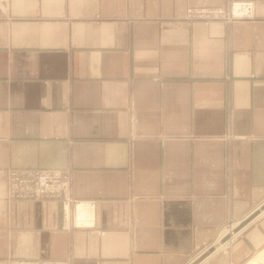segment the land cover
<instances>
[{"label":"crops","instance_id":"1","mask_svg":"<svg viewBox=\"0 0 264 264\" xmlns=\"http://www.w3.org/2000/svg\"><path fill=\"white\" fill-rule=\"evenodd\" d=\"M235 1L0 0V264H190L259 209L264 0ZM27 168L69 197L9 199Z\"/></svg>","mask_w":264,"mask_h":264},{"label":"built area","instance_id":"2","mask_svg":"<svg viewBox=\"0 0 264 264\" xmlns=\"http://www.w3.org/2000/svg\"><path fill=\"white\" fill-rule=\"evenodd\" d=\"M255 1H235L231 19H251L255 16ZM7 195L11 200L40 199L48 197L68 198L69 177L66 172L50 168L10 169Z\"/></svg>","mask_w":264,"mask_h":264},{"label":"bare ground","instance_id":"3","mask_svg":"<svg viewBox=\"0 0 264 264\" xmlns=\"http://www.w3.org/2000/svg\"><path fill=\"white\" fill-rule=\"evenodd\" d=\"M261 216L264 217V209H258L257 212H255V214H253L252 216H250L249 218H245L247 220L242 219L239 224L241 223V229L237 230V231H233V229L235 228V223L234 221H232L229 224V227H231V233H228V237L225 238V240L222 242H220V245L217 247H214V249H212V253H210L209 255L206 256V258L204 260H202L201 262L195 260L194 264H203L205 263V261H207V259L211 258L212 256H214L215 253H217L219 250H223L228 248V246H230L232 240L237 237L239 235L240 232H242L243 229H245L246 227H248L251 223H253L256 219L261 218ZM243 221V222H242ZM234 224V226H233ZM224 239V238H222ZM201 257V256H200ZM199 258V257H198ZM246 264H264V247L259 250L254 256H252V258L246 263Z\"/></svg>","mask_w":264,"mask_h":264},{"label":"rangeland","instance_id":"4","mask_svg":"<svg viewBox=\"0 0 264 264\" xmlns=\"http://www.w3.org/2000/svg\"><path fill=\"white\" fill-rule=\"evenodd\" d=\"M263 206H264V202L263 203H261V204H259V205H257V208L256 209H258V208H260V209H262L263 208ZM258 210H255L251 215H249V216H247L246 218H249L250 216H252L253 214H255V212H257ZM261 219H264V217L263 218H261ZM261 219H259V221H261ZM245 220V219H244ZM247 220V219H246ZM241 221V220H240ZM240 221H238V222H236L235 223V225H239V222ZM243 222V221H242ZM241 224V223H240ZM233 226H234V224H233ZM239 227H241V226H239ZM238 227V228H239ZM231 227H229L228 229H230ZM226 237H228V236H226ZM226 237H224V239H222L221 237V239L219 238L217 241H216V243H213L212 244V246H207L206 248H205V250H203V251H201L195 258H193L191 261H190V264L192 263V264H194V262H195V260H196V262L197 261H199V262H201L202 260H204L205 258H206V256L207 255H209L210 253H212L213 251H212V249H214V247H217V246H219L220 245V242H222V240L224 241L225 240V238ZM241 237H242V234H239L238 235V237H235L234 238V240L231 242V244H230V246H228V248H226V249H223V250H219L217 253H215L214 254V256L215 255H217V254H227L229 257H230V259H231V251H232V248L235 246L234 244L236 243V241L238 242V239H241ZM227 239V238H226ZM264 247V245L263 246H261V247H259V248H257V249H251L250 251H248V252H246V253H242L241 254V256H239L236 260H235V258H232L233 259V263L231 262V264H246L251 258H252V256H254L259 250H261L262 248ZM201 256V257H200ZM199 257V258H198ZM210 259V258H209ZM209 259H207V261L209 260ZM207 261H205V263H203V264H206L207 263Z\"/></svg>","mask_w":264,"mask_h":264}]
</instances>
